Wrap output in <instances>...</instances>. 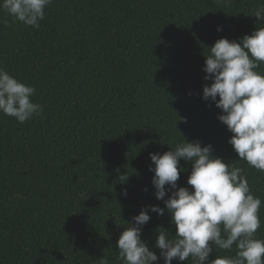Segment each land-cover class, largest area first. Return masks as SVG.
I'll return each instance as SVG.
<instances>
[{"label": "trees", "instance_id": "16d2710c", "mask_svg": "<svg viewBox=\"0 0 264 264\" xmlns=\"http://www.w3.org/2000/svg\"><path fill=\"white\" fill-rule=\"evenodd\" d=\"M261 6L264 0H53L39 28L0 9V67L34 86L43 106L24 123L0 113V264H100L103 256L122 264L117 241L128 221L145 206L165 207L149 154L184 137L244 169L262 201L256 235L264 239V172L238 160L222 110L203 99L208 47L264 27L254 17ZM180 166L178 186L191 187V163ZM149 214L141 238L160 256L157 229L173 238L176 228L167 211ZM216 255L234 256L235 245L209 260Z\"/></svg>", "mask_w": 264, "mask_h": 264}, {"label": "clouds", "instance_id": "9594fccd", "mask_svg": "<svg viewBox=\"0 0 264 264\" xmlns=\"http://www.w3.org/2000/svg\"><path fill=\"white\" fill-rule=\"evenodd\" d=\"M52 2L0 0V9L25 26L39 28ZM254 17L264 23V6L255 10ZM208 49L203 71L211 84L204 86L203 99L222 110L218 119L233 134L228 142L238 160L264 172V72L258 71L264 65V27L239 41L220 38ZM35 94L34 86L0 67V113L20 123L41 115L43 106L34 102ZM212 152L211 144L201 146L199 140L188 142L184 137L163 154H149L155 197L165 207L145 206L128 221L117 241L118 261L156 264L162 257L164 264L189 259L193 264H264V239L256 235L261 227L262 201L252 193L243 168L214 157ZM181 160L192 165L187 180L191 187L178 186L181 172L186 171ZM119 180L126 181L125 176ZM123 194L127 196V189ZM149 211L161 216L167 211L176 228L173 238L164 227L157 229L155 247L160 256L141 238L143 226L151 219ZM234 245V256L216 255L209 260L216 249L231 251ZM100 264H109L108 258L103 256Z\"/></svg>", "mask_w": 264, "mask_h": 264}]
</instances>
